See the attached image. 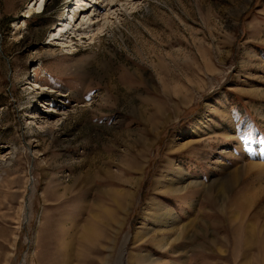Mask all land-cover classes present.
Segmentation results:
<instances>
[{"label":"rangeland","instance_id":"rangeland-1","mask_svg":"<svg viewBox=\"0 0 264 264\" xmlns=\"http://www.w3.org/2000/svg\"><path fill=\"white\" fill-rule=\"evenodd\" d=\"M35 1L0 0V264H264V0Z\"/></svg>","mask_w":264,"mask_h":264},{"label":"bare ground","instance_id":"bare-ground-1","mask_svg":"<svg viewBox=\"0 0 264 264\" xmlns=\"http://www.w3.org/2000/svg\"><path fill=\"white\" fill-rule=\"evenodd\" d=\"M45 0H36L35 3L33 4V6L36 4V2H38V9L40 8L41 6V3H43ZM91 1L89 0V3ZM95 3H97L95 0H93V3L89 6L90 8L93 7V11H96V5ZM98 4V3H97ZM95 6V7H94ZM83 9V8H82ZM86 10V9H85ZM82 11V10H81ZM70 12V11H69ZM70 14V13H69ZM94 17V15H92L90 17V20H92ZM70 21L69 20V17L65 18V19H62L60 20L55 27L57 26H60L58 27L56 33H54L53 37L57 36L58 38L59 37H65L68 34L70 33H73V31H70V29H67V28H64L65 26H68L70 24ZM65 29V30H64ZM67 37V36H66ZM54 39V38H53ZM182 188V187H180ZM178 189V188H177ZM250 204V203H249ZM165 209V208H164ZM167 210V209H166ZM244 210H242L243 212ZM164 212V211H163ZM166 212V211H165ZM159 214V213H158ZM168 214V213H167ZM170 215V214H168ZM172 216V215H170ZM245 216V215H244ZM246 217V216H245ZM244 217V219H245ZM242 219V218H241ZM240 220V219H239ZM158 221V220H157ZM243 223V222H242ZM241 224V222H240ZM253 225L251 222H248V223H245L243 224L242 226V230L244 231V237H243V240L241 241L240 239H237V238H234L232 241H231V251L230 253L232 252L233 255L235 256V251L237 250V247L240 246V244L243 245V248L245 249V251H249L250 249V246L251 244L253 243V235H251V232H252V229H253ZM240 226V225H239ZM256 227V226H255ZM241 228V227H240ZM257 229V228H256ZM257 232V230H255ZM242 233V231H241ZM259 238V237H258ZM258 243V242H257Z\"/></svg>","mask_w":264,"mask_h":264}]
</instances>
